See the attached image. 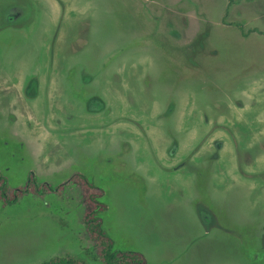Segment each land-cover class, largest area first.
Wrapping results in <instances>:
<instances>
[{
	"label": "rangeland",
	"instance_id": "374dc122",
	"mask_svg": "<svg viewBox=\"0 0 264 264\" xmlns=\"http://www.w3.org/2000/svg\"><path fill=\"white\" fill-rule=\"evenodd\" d=\"M29 173L62 189L0 201V264H100L74 173L115 249L264 264V0H0V176Z\"/></svg>",
	"mask_w": 264,
	"mask_h": 264
},
{
	"label": "trees",
	"instance_id": "16d2710c",
	"mask_svg": "<svg viewBox=\"0 0 264 264\" xmlns=\"http://www.w3.org/2000/svg\"><path fill=\"white\" fill-rule=\"evenodd\" d=\"M232 0H228L230 3ZM70 181L79 188L83 216L82 223L87 238L93 243V257L100 264H147L143 254L136 251L118 250L102 225L101 214L107 206L102 201L104 192L91 182L85 175L74 173ZM53 192L47 184L37 185L32 175H29L26 186L7 191L6 179L0 176V200L3 204H13L25 193L43 195ZM39 264H85L74 256L53 257Z\"/></svg>",
	"mask_w": 264,
	"mask_h": 264
},
{
	"label": "flooded vegetation",
	"instance_id": "af4514ba",
	"mask_svg": "<svg viewBox=\"0 0 264 264\" xmlns=\"http://www.w3.org/2000/svg\"><path fill=\"white\" fill-rule=\"evenodd\" d=\"M227 2H228V0H227ZM232 3V1L229 3L228 2V4H231ZM31 84H29L28 86H27V89H26V94H27V96L28 97H30V98H33V97H35L37 94V83H36V81L34 80V79H32L31 80V82H30ZM176 152H177V147H176V145H174L173 147H172V149H171V151H170V155L171 156H174L175 154H176ZM29 175H32L33 176V178L35 179V177H34V175H33V173H29ZM29 177V176H28ZM71 178V177H70ZM35 182H36V184H37V181H36V179H35ZM69 182H71L70 180H69ZM92 182V181H91ZM43 184H47V183H42V184H37V185H43ZM71 184H73L72 182H71ZM94 184V183H93ZM6 185H7V180H6ZM48 185V184H47ZM74 185V184H73ZM26 186V185H25ZM24 186V187H25ZM49 186V185H48ZM23 187V188H24ZM50 187V186H49ZM51 188V187H50ZM17 189V188H16ZM62 189V187L60 186V187H58V188H56V189H53V192H58L59 190H61ZM101 189V188H100ZM15 190V189H14ZM7 191H8V188H7ZM8 192H12V191H8ZM53 192H51V193H53ZM80 192V191H79ZM104 192V191H103ZM49 194V193H48ZM19 199V198H18ZM1 201V200H0ZM2 202V201H1ZM2 204H3V202H2ZM205 218V217H204Z\"/></svg>",
	"mask_w": 264,
	"mask_h": 264
}]
</instances>
